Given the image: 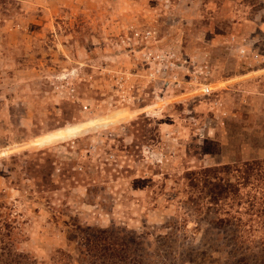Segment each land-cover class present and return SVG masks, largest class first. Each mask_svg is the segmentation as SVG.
<instances>
[{
    "label": "rangeland",
    "instance_id": "obj_1",
    "mask_svg": "<svg viewBox=\"0 0 264 264\" xmlns=\"http://www.w3.org/2000/svg\"><path fill=\"white\" fill-rule=\"evenodd\" d=\"M260 67L264 0H0V264H264Z\"/></svg>",
    "mask_w": 264,
    "mask_h": 264
},
{
    "label": "trees",
    "instance_id": "obj_2",
    "mask_svg": "<svg viewBox=\"0 0 264 264\" xmlns=\"http://www.w3.org/2000/svg\"><path fill=\"white\" fill-rule=\"evenodd\" d=\"M213 170H206L205 173L206 174H209L211 173ZM214 181H215V178H212ZM219 181V180H218ZM227 186V187H226ZM225 187L226 188H223V187H218L217 185L214 186V191L217 192V194L221 195L227 188L228 191H230L232 194H235V192L237 191V189H235L234 186L230 185L229 183L226 185ZM214 192V193H216Z\"/></svg>",
    "mask_w": 264,
    "mask_h": 264
},
{
    "label": "crops",
    "instance_id": "obj_3",
    "mask_svg": "<svg viewBox=\"0 0 264 264\" xmlns=\"http://www.w3.org/2000/svg\"><path fill=\"white\" fill-rule=\"evenodd\" d=\"M261 69L263 70L264 67H260V68H259V73L262 71ZM260 70H261V71H260ZM254 73H255V72H252V73H250V74H254ZM248 75H249V74H248ZM249 80H250V79H249ZM253 80H254V79H253ZM256 80H258V79H256ZM248 84H249V83H248ZM246 85H247V84H246ZM249 85H250V84H249ZM247 86H248V85H247Z\"/></svg>",
    "mask_w": 264,
    "mask_h": 264
},
{
    "label": "built area",
    "instance_id": "obj_4",
    "mask_svg": "<svg viewBox=\"0 0 264 264\" xmlns=\"http://www.w3.org/2000/svg\"><path fill=\"white\" fill-rule=\"evenodd\" d=\"M85 109H86V107H85Z\"/></svg>",
    "mask_w": 264,
    "mask_h": 264
}]
</instances>
